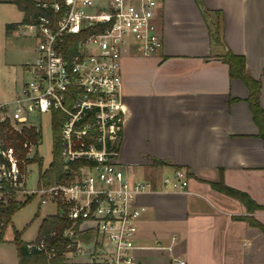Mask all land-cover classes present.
I'll use <instances>...</instances> for the list:
<instances>
[{"label": "crops", "instance_id": "0c3cea01", "mask_svg": "<svg viewBox=\"0 0 264 264\" xmlns=\"http://www.w3.org/2000/svg\"><path fill=\"white\" fill-rule=\"evenodd\" d=\"M200 1L203 8L195 0H156L161 50L141 57L128 49L121 59L120 164L127 172L140 169L153 186L139 197L146 211L135 241L137 264H264V234L242 218L264 225V209L248 213L211 186L222 178L264 206V142L247 86L229 77L222 60L227 52L244 58L247 74L260 83L264 109V0ZM2 12L14 24L23 19L9 0H0ZM5 16L1 27L9 24ZM154 160L170 166L155 167ZM175 167L188 174L181 191L161 186L162 169ZM10 225L12 218L0 264H19L14 238L6 241Z\"/></svg>", "mask_w": 264, "mask_h": 264}, {"label": "built area", "instance_id": "2783aa9c", "mask_svg": "<svg viewBox=\"0 0 264 264\" xmlns=\"http://www.w3.org/2000/svg\"><path fill=\"white\" fill-rule=\"evenodd\" d=\"M36 5L50 14L18 31L37 41L23 66L30 78L0 102V244L11 201L37 196L54 205L51 215L64 225L26 243L29 253H42L50 264L57 251L51 240L59 237L65 241L62 264H137L141 247L135 241L146 211L139 197L153 186L120 164L121 59L128 49L141 57L161 50L156 0H38ZM82 33L87 35L77 39ZM54 121L60 123L64 175L46 184L45 169L39 170L36 187L29 189L30 167L41 158L43 124L52 129ZM15 142L21 144L17 149ZM161 186L184 190L187 173L173 169Z\"/></svg>", "mask_w": 264, "mask_h": 264}, {"label": "trees", "instance_id": "16d2710c", "mask_svg": "<svg viewBox=\"0 0 264 264\" xmlns=\"http://www.w3.org/2000/svg\"><path fill=\"white\" fill-rule=\"evenodd\" d=\"M19 11L23 13V19L18 24H7L6 31H12L16 29L19 25L29 24L36 22L39 16L45 15L48 16L50 14V10L47 8H42L36 5L34 0H9ZM200 8H203L202 3L200 0H195ZM204 10V9H203ZM208 11V10H205ZM215 38L218 39L219 36V21L216 22L215 27ZM87 35V33H82L77 37V39H82ZM222 60L224 63L228 65V73L230 78H238L244 82L249 90V95L247 101L249 103L251 112L253 114V119L257 126L259 127V137L264 142V109H262L259 105V92H260V83L253 78H251L245 69V60L242 56L234 55L231 52H227L223 57ZM6 125V124H5ZM59 130H60V123L58 121H54L52 123V135H53V160L49 167L44 170L42 174V180L48 184L51 182L52 178L59 179L64 175L63 170V162L59 157ZM5 132L7 135L10 134V127L8 125L5 126ZM26 132L32 133V130H26ZM16 137V136H15ZM21 138V137H19ZM8 139H13L11 136H8ZM22 140V139H21ZM14 147L17 149L21 146L20 143H14ZM38 165L41 164L42 159L36 157ZM153 165L155 167H165L170 166L169 164L160 161L154 160ZM175 169H182L180 167H175ZM188 176V174H187ZM211 186L228 196H231L237 200H239L246 208L248 213H252L255 210L264 209V206L258 205L255 201H253L250 196L242 191L233 189L231 187L226 186L223 183L222 178L217 183H211ZM32 200V197L24 201H15L12 200L7 211H6V221L7 224H10L11 218L13 215L22 209L25 205H27ZM245 219L251 226L257 227L261 230L264 234V225L256 221L251 216L242 217ZM64 225V221L61 220L58 216L50 215L46 216L42 219L40 223V227L38 230V235L43 234L44 232H50L53 230H58ZM52 243H57V251L54 256V259L50 262V264H62V253L64 252V245L65 241L59 237L54 238L51 240ZM13 243L17 249L18 257H19V264H49L46 261L44 255L39 252H28L26 250V243L23 242L20 238V233L16 232Z\"/></svg>", "mask_w": 264, "mask_h": 264}, {"label": "rangeland", "instance_id": "374dc122", "mask_svg": "<svg viewBox=\"0 0 264 264\" xmlns=\"http://www.w3.org/2000/svg\"><path fill=\"white\" fill-rule=\"evenodd\" d=\"M5 15L9 18L7 21L9 24L15 21L10 13L5 12H2L0 19L7 18ZM19 19L21 20V18ZM18 28L16 34H10L6 31V25L4 27L0 26V101L11 97L13 93L20 90L23 81L30 78V74L24 71L23 66L32 59V50L37 41L28 35H18V31L23 29V25ZM52 145V131L48 122H45L42 127L41 144L38 148L42 162L40 165L34 164L30 167L32 172L28 175L31 180L28 183L29 189L36 187L35 181L39 170H44L51 164L54 157ZM162 170L161 175L163 178L170 176L171 172L169 170ZM141 172L140 169L137 171L136 175L139 178H143V173ZM21 201H24V198ZM55 210L53 204H44L39 197L34 196L27 205L13 215L12 225L7 230L6 241L8 243L12 241L15 231L21 232L22 241L34 240L42 219L54 214Z\"/></svg>", "mask_w": 264, "mask_h": 264}]
</instances>
